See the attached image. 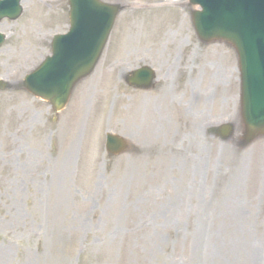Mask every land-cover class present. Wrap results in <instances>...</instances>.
I'll return each mask as SVG.
<instances>
[{"label":"rangeland","instance_id":"obj_1","mask_svg":"<svg viewBox=\"0 0 264 264\" xmlns=\"http://www.w3.org/2000/svg\"><path fill=\"white\" fill-rule=\"evenodd\" d=\"M105 1L123 10L56 119L20 84L68 29V1L24 0L0 23V264H264V137L243 146L236 51L198 39L189 0ZM141 56L171 92L125 89ZM227 121L230 139L209 134ZM108 132L128 151L108 154Z\"/></svg>","mask_w":264,"mask_h":264},{"label":"water","instance_id":"obj_2","mask_svg":"<svg viewBox=\"0 0 264 264\" xmlns=\"http://www.w3.org/2000/svg\"><path fill=\"white\" fill-rule=\"evenodd\" d=\"M69 1L70 33L55 40L53 56L25 81L36 95L51 100L56 110L65 106L76 81L94 69L119 11L99 0ZM200 1L203 10L193 14L199 36L206 41L226 40L239 53L247 136L264 134V0ZM19 2L9 0L13 10L0 9V16H19ZM1 88L4 83L0 81ZM108 142L117 148L121 144L114 136Z\"/></svg>","mask_w":264,"mask_h":264},{"label":"bare ground","instance_id":"obj_3","mask_svg":"<svg viewBox=\"0 0 264 264\" xmlns=\"http://www.w3.org/2000/svg\"><path fill=\"white\" fill-rule=\"evenodd\" d=\"M167 5H168V4H167ZM167 5H166V6H167Z\"/></svg>","mask_w":264,"mask_h":264}]
</instances>
